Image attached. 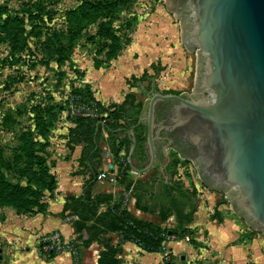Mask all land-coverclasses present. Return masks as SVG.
Listing matches in <instances>:
<instances>
[{"label":"water","instance_id":"obj_1","mask_svg":"<svg viewBox=\"0 0 264 264\" xmlns=\"http://www.w3.org/2000/svg\"><path fill=\"white\" fill-rule=\"evenodd\" d=\"M171 1L197 75L191 92L144 97V146L132 126L116 128L131 141L127 171L163 186L175 164H192L198 187L227 192L233 210L264 230V0ZM100 126L113 130L98 119L96 146Z\"/></svg>","mask_w":264,"mask_h":264},{"label":"crops","instance_id":"obj_2","mask_svg":"<svg viewBox=\"0 0 264 264\" xmlns=\"http://www.w3.org/2000/svg\"><path fill=\"white\" fill-rule=\"evenodd\" d=\"M182 32L183 27L167 9L165 2L157 3L155 7L150 8L143 15H137L133 37L117 55L118 57L112 58L108 64L98 67L91 62V64L86 65L81 79L72 80V84L82 86L88 83L95 98L104 104L122 101L125 93L135 92L137 86L127 82V78L132 73L126 71L119 77L120 74L116 73L114 67L119 61L127 58L128 52H131L132 55L135 53L134 48L130 49L131 44L141 42L138 46L139 51L143 53L147 51V54L151 56L149 65L141 69L147 68L149 73H153L150 68L152 69V63H156L155 60L160 61L162 65L155 77L157 86L160 89H172L176 92H191L197 75V54L195 49L187 48L184 45ZM193 55L194 64L192 62ZM164 64L167 65L164 66ZM101 71L103 75H100ZM139 73L136 72L135 74L138 75ZM104 75L105 78L107 76L105 82L102 78ZM116 75L122 80V84L117 90L111 86ZM68 87L71 88L72 85L70 84ZM54 93L56 92L53 91L52 95ZM70 124L69 118H60V120L58 118L57 122L50 127L48 134L49 160H51V171L56 175L57 186L52 196L44 195L47 203L46 209L25 213L18 212L6 205L0 206V264H75L74 257L79 258L78 264H97L99 252L103 248V245L97 240L88 246L80 245L77 248L78 254L76 256L67 249L55 250L54 254L47 256L40 244V236L51 230H58L65 238L72 239L75 237L76 232L72 224L75 215L67 214L64 216L61 210L65 196L67 194L82 195L88 180L91 183L92 195L108 192L113 195V200H117L123 195L127 209L135 216L168 227L176 225L173 214L161 221L158 210L150 211L139 208L135 203L136 198L125 188V182L119 179L103 182L95 178L90 179L91 171L84 169L83 165L79 163L83 143H73L72 147L66 145ZM100 129L103 136L106 137L108 135L107 130L103 126H100ZM99 145H103L105 148L103 139H100ZM105 165L107 167V163L103 159L99 169L106 168ZM112 167L115 168L113 161ZM149 176L150 174L135 177L128 172L127 179L134 181L137 178H148ZM222 192L224 191L208 187L204 202L199 203L198 201L197 205L200 204L202 207V203L204 205L216 204L221 198ZM224 193L226 198L227 192ZM217 208L220 211L221 219L208 217L205 212L198 210L194 212L193 220L188 223L191 227L198 226L199 231L203 230V233L199 232L198 236V239L205 236L203 242L200 241L202 243L200 246H194L190 241L183 239L175 240L170 243V258L164 259L160 251H147L135 242L127 240L122 243V251L119 255L121 257L120 264H178V261L175 262L176 259L181 263L188 259L187 257L193 256L195 252L199 253L200 256L209 255L213 259L218 258L220 264H264V254L260 248L261 240L256 234L248 235L247 241L239 240L240 235L246 233L245 221L242 216L233 210L228 200L217 204ZM108 235L113 242H117V233L110 232ZM14 248H19L23 252L22 255L15 257Z\"/></svg>","mask_w":264,"mask_h":264},{"label":"trees","instance_id":"obj_3","mask_svg":"<svg viewBox=\"0 0 264 264\" xmlns=\"http://www.w3.org/2000/svg\"><path fill=\"white\" fill-rule=\"evenodd\" d=\"M116 4L113 2L100 0H81L76 6L67 9L66 21L74 31L72 39L77 37L88 25L96 22L100 18H106L109 13L115 11ZM5 6L0 4V39L11 38L20 35L23 26L24 18L18 14H6ZM106 23V24H105ZM99 27L95 32L96 35L108 36L111 44L107 48L106 57L102 60L93 57L95 66L106 65L110 59L115 58L120 54L121 50L127 45L131 39L121 41L120 37L113 32L112 26L107 21H100ZM93 37V36H91ZM70 47L66 51L54 57L57 65L63 64L69 57ZM153 73H149L147 68H143L140 74L132 73L127 82L132 85L139 86L141 90L146 92L147 89L154 91L160 90L157 86L155 77L162 68L157 63H152ZM81 74L84 73L81 70ZM132 79V80H130ZM147 80L144 85L142 81ZM70 91L80 93L92 100L98 106L100 111L107 112L105 121L113 130L107 131L108 135L103 136L102 130L99 127L94 140V130L96 121L99 117L90 115H77L70 119L71 124L68 126L66 145L72 147L73 143H83L79 156V163L84 169L91 171L90 179L95 178L99 167L103 161V154L106 149L112 153V159L116 163L117 168L121 171L119 180L125 182V188L130 191V194L136 198V205L144 210H158V215L161 221L166 220L170 215H174L176 225L174 227L164 226L161 223L153 222L135 216L124 203V197L121 195L119 199L113 200V195L108 192H99L95 195L91 194L90 184L88 180L87 186L82 195L67 194L63 202L61 210L62 215H75L72 219V224L76 235L72 241H76V246H88L93 241L97 240L103 245L97 258V264H120L122 251V243L124 241H133L141 248L147 251H160L164 239L163 233H175L179 237L184 234L190 235V243L194 246H200L202 243L197 240L196 229L188 225L193 220L194 212L197 207L198 197L195 187H189L185 182L175 177L169 185H157L150 182L153 173L148 178H137L134 181L127 179L126 164L123 166L120 161L121 156L126 158L127 149L130 147V138L125 131H118L116 128L120 126H132L134 129L136 144H145L146 124L144 121H139L138 118L144 109V104L136 98L135 92H126L124 98L120 102H109L104 104L93 95L88 83L82 86H72ZM162 91H174L172 89H162ZM57 102H54L51 107ZM60 106V104H58ZM63 107H65L63 105ZM47 108V107H46ZM47 119L41 115L34 118L36 134L42 138L48 137L52 122H46ZM32 143H39V148L26 153L31 159L33 158V175L21 182L22 176H17L16 180L7 177L3 171L11 168L10 163L7 168L6 159L3 154V148L0 146V204L9 205L18 212H39L46 209V201L44 195L52 196L54 189L57 186L56 175L51 171V164L47 157L48 140L40 142L39 138L31 131L28 133ZM39 139V140H38ZM100 139L104 140L105 148L99 145ZM21 149V148H20ZM32 162V161H31ZM176 173L178 163L175 164ZM4 169V170H1ZM21 174L26 172L21 168ZM96 179V178H95ZM227 202V199L222 195L216 202L212 217L221 219L220 211L217 204ZM105 205L104 207H102ZM65 211H67L65 213ZM210 216V217H211ZM110 232L117 233L118 240L113 242L108 235ZM246 237L250 234L245 233ZM51 251L47 254H54ZM75 264H78L79 258L74 257Z\"/></svg>","mask_w":264,"mask_h":264},{"label":"rangeland","instance_id":"obj_4","mask_svg":"<svg viewBox=\"0 0 264 264\" xmlns=\"http://www.w3.org/2000/svg\"><path fill=\"white\" fill-rule=\"evenodd\" d=\"M80 1L0 0V4L6 8V14H18L24 18L20 35L0 39V146L4 151L7 168L9 163L11 167L6 170L1 168V170H4L3 172L10 179L16 180V177L21 175V182H25L26 178L33 175V158L31 159L26 153L38 149L40 145L32 143L28 133L32 131L40 142H44L45 138L48 140V137L42 138L35 133L34 118L41 115L47 119L46 122L53 121V124L58 118L59 120L71 118L72 116L66 113V95L70 90L68 86L70 84L73 86L72 80L81 79V69L84 71L86 65L93 63V57L103 60L107 56L106 50L112 41L108 36L96 35L100 21H107L112 26L113 32L123 42L128 38L132 39L137 15H143L157 3L165 2L167 9L177 19L179 17L178 10L173 12L171 0H100L115 3V11L109 13L106 18H100L88 25L77 34L75 39H72L74 31L66 21V11ZM140 43L131 44V48L127 46L130 49L134 48L135 53L132 55L128 52L127 58L119 61L114 67L116 73L120 74L119 77L126 71L141 73V68L148 66L151 62V56L147 54V51L146 53L139 51ZM68 47H70L69 57L63 65H57L54 57L66 51ZM154 62L161 65L158 60ZM192 62L194 64V55ZM62 67L64 69H61ZM150 70L153 69L150 68ZM102 73L101 71L100 75H103ZM119 77L116 75V79L111 84L116 90L122 84ZM102 78L105 82L107 76L105 78L104 75ZM142 83L146 85L148 81L144 80ZM53 91L56 93L52 95ZM135 95L145 104V96L139 86ZM54 102L57 104L51 107L49 104ZM47 160L51 164L49 156ZM21 168L25 170V175L21 174ZM192 168L197 173L196 168ZM222 195L225 196V193L222 192ZM0 206L4 205L0 204ZM242 218L244 219L243 216ZM244 221L246 231L251 235L256 234L261 240L260 248L264 254V230H255V226L253 227L249 220L244 219ZM13 252L15 257L23 253L19 248H14ZM187 258L181 263L177 259L175 262L220 264L218 258L213 259L209 255L200 256L196 252Z\"/></svg>","mask_w":264,"mask_h":264},{"label":"built area","instance_id":"obj_5","mask_svg":"<svg viewBox=\"0 0 264 264\" xmlns=\"http://www.w3.org/2000/svg\"><path fill=\"white\" fill-rule=\"evenodd\" d=\"M66 113L70 116H77V115H90L99 117V119L103 120L104 122L109 120L107 118V112L100 111L98 106L95 104L94 101L87 99L86 96L80 94V93H73L70 90L68 91L66 95ZM103 159L107 163L106 168L99 169L97 172L95 178L101 182L103 181H115L120 178L121 171L118 170L116 163L112 159V153L109 149H106L103 154ZM112 161L115 164V168L112 167ZM120 161L122 162L123 166L126 164V158L122 157L120 158ZM192 164H182L178 163L177 167V173L176 177L182 179L185 184L189 187H195L197 190V197L198 201L204 202V199L207 197L208 187H198V176L197 173L194 172L195 169ZM215 203L213 205H204L202 203V207H200V204L197 205L195 211L202 210L207 214L208 217L211 216V214L214 211ZM201 224V223H200ZM192 228L197 230V240L203 242L204 237H201L198 239L199 232L203 233V230L199 231L198 226H193ZM164 239L161 245V255L164 259H169L171 256V248L170 243L183 239L185 241H190V235L184 234L183 236L179 237L175 233H163ZM240 241H247V237L245 235H240ZM76 241H72V239L65 238L58 230H51L48 232L43 233L40 236V244L42 250H44L47 254L51 251L55 250H61V249H67L69 250L73 255L78 254V249L76 246ZM137 244V243H136ZM139 246V244H137Z\"/></svg>","mask_w":264,"mask_h":264},{"label":"flooded vegetation","instance_id":"obj_6","mask_svg":"<svg viewBox=\"0 0 264 264\" xmlns=\"http://www.w3.org/2000/svg\"><path fill=\"white\" fill-rule=\"evenodd\" d=\"M152 90L153 89H147L146 92L145 91L143 92L142 90L141 91L143 92L144 96L147 97L152 92ZM143 110H142V113L141 114H144Z\"/></svg>","mask_w":264,"mask_h":264}]
</instances>
